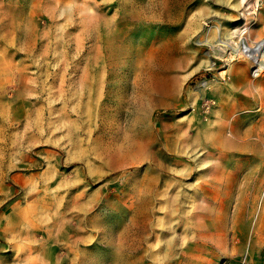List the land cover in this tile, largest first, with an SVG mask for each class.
I'll return each instance as SVG.
<instances>
[{
  "label": "rangeland",
  "instance_id": "obj_1",
  "mask_svg": "<svg viewBox=\"0 0 264 264\" xmlns=\"http://www.w3.org/2000/svg\"><path fill=\"white\" fill-rule=\"evenodd\" d=\"M244 22L264 0H0V264H264Z\"/></svg>",
  "mask_w": 264,
  "mask_h": 264
},
{
  "label": "built area",
  "instance_id": "obj_2",
  "mask_svg": "<svg viewBox=\"0 0 264 264\" xmlns=\"http://www.w3.org/2000/svg\"><path fill=\"white\" fill-rule=\"evenodd\" d=\"M255 7L257 9H259L260 5L259 3H257L255 5ZM240 26H243L242 24L239 25V27H237V33L239 32V30L243 27L240 28ZM248 32L245 31L244 29L242 30L241 34L234 37L235 39V43L230 46V49L229 50H226L225 48V51L227 52V55L231 58V62H233L234 60H237L239 61V59H248L249 60V73L251 74V76L253 77L254 75H258V76H254L253 78H257L259 77L262 73H264V58L261 59V56H264V37H258V38H253L251 36V33H250V27L247 28ZM248 40H251V41H254V43H252V52L253 53H250L249 52V41ZM241 48V51L240 52H244L247 56H244L243 54H241L240 52L238 53V48ZM234 49H237V52H234ZM249 56V57H248ZM255 56H259V57H255ZM228 57V59H229ZM258 58L260 61H258L257 63V66L255 65V63L252 61V59L250 58ZM252 61V62H251Z\"/></svg>",
  "mask_w": 264,
  "mask_h": 264
},
{
  "label": "bare ground",
  "instance_id": "obj_3",
  "mask_svg": "<svg viewBox=\"0 0 264 264\" xmlns=\"http://www.w3.org/2000/svg\"><path fill=\"white\" fill-rule=\"evenodd\" d=\"M245 3H246V1H244ZM243 26H240V28L241 27H243V29L245 30V31H247L248 32V30H247V28L249 27V25L247 24L246 25V22H244L243 24H242ZM242 28L239 30V32L237 33L236 32V35L235 36H237L238 37V35L239 34H241V32H242V30H243ZM238 29H236L235 31H237ZM234 36L232 35V33H230V34H228L225 38L226 39H224L221 43H220V45H218V46H222V47H220L221 48V51H223V49L225 50V48H226V50H229L230 49V46H232L235 42V40H234V38H233ZM249 41V52L250 53H253L252 52V49H253V47H252V43H254V41H251V40H248ZM241 51V48L239 47L238 48V53ZM234 52H237V49H234ZM227 53V52H226ZM241 54H243L244 56H247L244 52H240ZM249 57V56H248ZM255 57H259V56H255ZM262 58H264V56H261V59ZM229 59H231V58H229ZM250 59H252V61L255 63V65L257 66V62L258 61H260L258 58H250ZM239 60H243V61H246L247 63H248V65L250 64L249 63V60L248 59H239ZM251 61V62H252ZM213 60L211 59L210 60V62H209V64H208V66L210 67V68H212V66H213ZM229 67H230V64H229ZM228 67V68H229ZM258 67V66H257ZM255 77L256 76H258V75H254ZM13 208H15V207H13Z\"/></svg>",
  "mask_w": 264,
  "mask_h": 264
},
{
  "label": "crops",
  "instance_id": "obj_4",
  "mask_svg": "<svg viewBox=\"0 0 264 264\" xmlns=\"http://www.w3.org/2000/svg\"><path fill=\"white\" fill-rule=\"evenodd\" d=\"M15 213V210L13 212L10 213V215H13Z\"/></svg>",
  "mask_w": 264,
  "mask_h": 264
}]
</instances>
